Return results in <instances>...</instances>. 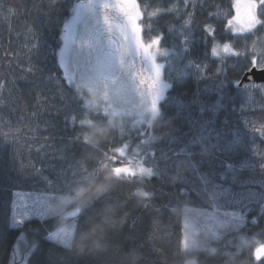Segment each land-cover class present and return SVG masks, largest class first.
<instances>
[{
    "label": "trees",
    "instance_id": "trees-1",
    "mask_svg": "<svg viewBox=\"0 0 264 264\" xmlns=\"http://www.w3.org/2000/svg\"><path fill=\"white\" fill-rule=\"evenodd\" d=\"M75 1L57 0L53 6L48 0H0V82L6 85L0 90V135L7 134L8 141L0 142V264H11V250L19 240L30 254L27 264H186L188 259L197 264H257L252 250L264 244V174L256 166L264 169V158L252 160L248 148L264 141L248 121L253 115L264 119V114L247 107L249 85H239L243 56L229 59L225 70L216 73L218 65L201 24L205 11L217 13V38L235 39L238 50L250 54L257 39V53L264 47V30L247 40L223 31L231 0H198L190 28H181L172 15L150 19L156 0H142L143 24L153 29L146 38L163 31L162 45L173 53L164 72L171 85L167 98L146 126L151 128L149 137L140 140L139 133L120 131L102 111L88 116L78 90L77 95L70 90L62 100V90L49 78L50 72L63 74L54 50L58 53ZM169 22L175 25L171 30ZM182 36L189 37L187 50ZM36 43V52L30 51ZM192 62L207 64L210 75ZM29 67L34 68L31 74ZM252 96L256 106L264 104V92ZM37 110L40 114L30 118ZM70 113L79 116V127L68 121ZM87 119L95 126L82 124ZM125 142L129 152L144 144L131 156L148 165L149 175L114 173L126 159ZM259 153L264 157V146ZM228 163L233 167L227 168ZM180 188L195 195H177ZM16 191L70 194L87 203L74 217H32L15 227ZM215 205L242 212L246 226L217 240L215 250L183 251L184 207ZM253 217L258 222L253 223ZM68 222L74 226L69 248L47 242L52 223L56 232Z\"/></svg>",
    "mask_w": 264,
    "mask_h": 264
},
{
    "label": "snow or ice",
    "instance_id": "snow-or-ice-1",
    "mask_svg": "<svg viewBox=\"0 0 264 264\" xmlns=\"http://www.w3.org/2000/svg\"><path fill=\"white\" fill-rule=\"evenodd\" d=\"M50 5H55L57 0H48ZM137 8L140 12L135 17L136 24L139 26L140 39L143 44V54L137 55L134 50H129L128 55L123 59V65L118 63L112 52L110 42L107 40V33H104L100 29L99 24H94L93 19H89L90 15L85 14V5L80 2L73 9L74 15L71 21L63 25L62 32L60 34L61 46H59L58 53L54 55L58 57L59 67L63 69V74L56 72L53 75L49 73V78L55 81V86L61 91V99L66 98V93L70 90H75L74 95H77V83L83 80L85 77L94 78L97 74L102 73L103 77L108 78V82L112 83L113 89H122L124 98L129 102H135L136 93L144 88L154 90V107L156 111L160 110V104L167 98V93L171 85L164 78V68L166 63H161L158 58L160 56H167L168 49L162 45L164 38L163 31H156L152 36L146 38V33L153 32L152 27L145 28L143 21L145 18L144 5L142 0H135ZM198 0H156L154 3L155 9H157L150 19L156 21L162 16L172 15L180 21L181 28L191 27L196 22V12ZM203 3V0H200ZM71 7V5H69ZM231 11L225 17L223 23V31L230 34L233 38H241V40H247L250 37H254L257 32L264 30V0H231ZM10 11L15 14L16 9L10 8ZM27 11V9H25ZM206 19L201 24V30L206 34L205 39L210 41L209 53L212 58L217 62L216 73L223 72L227 66V61L231 58H240L243 56L246 61L241 71L244 76L247 77V83L249 85V91L247 93L246 102L247 107L253 113L264 114V104L256 106L253 103L252 93L254 91L264 92V47L259 49L257 53L255 44L258 43V39L254 41V46L249 51L241 52L237 48L235 39H218L217 38V13L213 11H205ZM123 15V13H121ZM127 20V17H124ZM167 28L171 30L175 25L171 22L167 23ZM28 32L33 37L36 36V32L32 27L28 28ZM92 33V38H89V33ZM181 44L187 50L189 45V37L182 36ZM37 50V43L31 44L30 51ZM71 55L73 61L77 63L83 71L85 76L77 77L73 71L69 69L68 59ZM250 55V58H249ZM194 63L195 67L204 75H210L208 73L207 64ZM34 68L29 67L28 73L31 74ZM37 71L39 69H36ZM261 74V79H257L255 74ZM6 87L5 83L0 82V90ZM114 98L119 99V93L114 91ZM80 103L84 104V98L80 97ZM39 110L33 112L30 118L38 116ZM79 116L75 113H70L67 117L68 121L73 127H79L76 123ZM10 121L4 122L5 125L10 124ZM248 126L261 141H264V119L259 118L256 115L250 117ZM7 134L0 135V142H8L6 138ZM264 146L261 143H254L249 146L248 151L252 160L262 159L259 153V148ZM153 155H155L153 153ZM247 163V161H245ZM34 167V165H33ZM227 168H232L233 164H226ZM259 171L264 174V169ZM37 173L40 169H35ZM47 179V177H45ZM258 187V186H257ZM177 195L192 194L185 188H180ZM148 195L147 192L144 193ZM154 196V193L152 194ZM48 196L37 197L33 202L31 212H25L21 214V217L17 218L16 202L13 203V216L17 218L18 223H22L23 220L29 217L31 214L38 215L41 219L48 217L52 221L54 218L50 217L45 209V202L49 199ZM260 211L264 213V203L260 204ZM76 215H79L77 213ZM245 217V215H244ZM252 222L256 223L257 218L253 217ZM244 226L247 224L246 217L243 221ZM47 242L56 244L59 239L61 241V247L67 249L70 247L69 238L57 236L55 234V227L52 223L50 231L46 232ZM46 242V241H45ZM264 247V244H257L256 248L252 250L253 259L260 264L264 261V255L257 253V248ZM50 259V258H49Z\"/></svg>",
    "mask_w": 264,
    "mask_h": 264
},
{
    "label": "rangeland",
    "instance_id": "rangeland-1",
    "mask_svg": "<svg viewBox=\"0 0 264 264\" xmlns=\"http://www.w3.org/2000/svg\"><path fill=\"white\" fill-rule=\"evenodd\" d=\"M80 2L85 5V14L90 15L89 19L92 18L94 24H99L100 29L108 34L107 40L111 44L112 52L118 63L123 65V59L128 55L129 50H134L137 55L142 54L143 44L140 39L139 26L135 21V17L139 15L140 10L137 8L135 0H76L72 9ZM104 6H123V10H125L127 14V20L123 19L120 22L110 21L111 19L109 18L111 15L101 11ZM74 14L73 11V15ZM92 35L93 34L90 32V39ZM167 49V56H160L159 53L157 54L160 62H165L166 66L172 62L173 53L172 49ZM68 64L69 69L73 71L78 78L86 75L83 69L73 61L71 55L69 56ZM166 81L169 83L167 79ZM112 83L108 82V78L103 77L102 73L97 74L94 78L85 77L77 83L78 93L84 98L83 105L86 114L90 116L94 112L102 111V113L108 116L110 121L112 120L113 123L119 127L120 131L126 133L128 136L144 133L146 126H150L160 112V110L156 111L154 107V90L144 88L136 93L135 102H129V100L124 98L123 90H114ZM114 91L119 93V99L114 98ZM91 123L90 119H87V122L82 121V124H87L90 128L95 126ZM92 137L94 136L92 135ZM127 142H130V139ZM127 142L124 143L123 151L121 150L122 153L125 154L126 159L115 166L114 173L123 175H149L148 165L146 166L143 160L132 157L138 155V149H141L144 144L140 146L136 145V147L133 146L135 149H131L133 152H129L130 148H128L129 144ZM131 154L134 155L131 156ZM43 196L50 197L45 202L46 206L44 209L48 215L61 216L65 219L74 217L87 203L86 199H79L75 195L70 194L61 195L54 193L16 191L12 202H16L17 218L19 219L22 213L31 212L33 202L37 197ZM182 214L183 251L196 249L215 250V242L228 232L241 227L245 219L242 212L230 210L223 211V209L218 208L216 205L213 207L185 206ZM32 217L40 218L33 213L23 221ZM17 218L13 216L12 207V224L15 227H21L23 222L18 223ZM55 234L64 238L70 237L68 241L70 243L74 235V226L71 222H68L60 230H57ZM57 241L61 243L59 239ZM15 245L18 246L21 251L26 250L22 247L21 240L15 243ZM257 253L259 255H264V247L257 248ZM186 264L197 263L194 259H188Z\"/></svg>",
    "mask_w": 264,
    "mask_h": 264
},
{
    "label": "water",
    "instance_id": "water-1",
    "mask_svg": "<svg viewBox=\"0 0 264 264\" xmlns=\"http://www.w3.org/2000/svg\"><path fill=\"white\" fill-rule=\"evenodd\" d=\"M257 79H261V74L257 73L255 74ZM247 83V77L244 76V74L241 77L240 84H246ZM150 127L146 129L144 133L137 134L136 138L137 139H145L149 137L150 135ZM25 250V249H24ZM30 254L28 250L26 249L25 251H21L18 246L14 245L12 250H11V264H27L29 260Z\"/></svg>",
    "mask_w": 264,
    "mask_h": 264
},
{
    "label": "flooded vegetation",
    "instance_id": "flooded-vegetation-1",
    "mask_svg": "<svg viewBox=\"0 0 264 264\" xmlns=\"http://www.w3.org/2000/svg\"><path fill=\"white\" fill-rule=\"evenodd\" d=\"M78 1H82V0H78ZM101 11L103 13L111 15L109 19H111L110 21L112 22H120L123 19H125L124 18L125 16H127L125 10H123V6H120V7L119 6H110V7L104 6L101 9ZM121 13H123V15H121Z\"/></svg>",
    "mask_w": 264,
    "mask_h": 264
}]
</instances>
